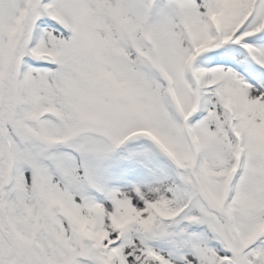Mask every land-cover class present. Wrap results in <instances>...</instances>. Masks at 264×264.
Instances as JSON below:
<instances>
[{
	"label": "snow or ice",
	"instance_id": "1",
	"mask_svg": "<svg viewBox=\"0 0 264 264\" xmlns=\"http://www.w3.org/2000/svg\"><path fill=\"white\" fill-rule=\"evenodd\" d=\"M0 264H264V0H0Z\"/></svg>",
	"mask_w": 264,
	"mask_h": 264
}]
</instances>
